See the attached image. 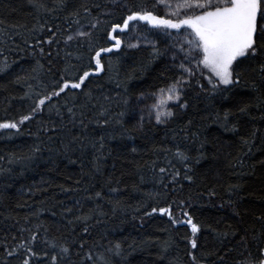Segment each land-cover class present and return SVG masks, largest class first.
<instances>
[{
    "label": "trees",
    "instance_id": "1",
    "mask_svg": "<svg viewBox=\"0 0 264 264\" xmlns=\"http://www.w3.org/2000/svg\"><path fill=\"white\" fill-rule=\"evenodd\" d=\"M38 3L57 10L35 7ZM151 4L65 0L61 10L54 0H0V66L7 64L0 71V122L29 114L61 76L94 69L88 43H63L65 30L80 26L74 20L88 25L98 18L91 30L94 43L108 46L114 43L106 39L110 23ZM48 28L60 43L36 44L34 37L48 38ZM163 52L161 44L126 48L122 43L104 54L105 70L85 82L90 95L53 97L18 132L0 130V264H20L19 246L28 243L49 252L55 244V253L69 247L58 264H194L193 256L195 264H254L264 248V87L253 91L251 81L257 78L245 76L230 91L212 93L201 90L196 79L207 82L197 76L183 90L186 107L173 106L166 124L137 121L131 115L135 102L180 75ZM244 105L248 110L241 113ZM225 112L236 131L222 126ZM177 151L188 159L181 162ZM160 167L168 171L160 173ZM176 171L180 175L173 179ZM181 201L199 226L195 236L189 225L174 226L167 215L144 214L172 204L179 216ZM84 216L87 233L77 219ZM6 248L17 255L8 256Z\"/></svg>",
    "mask_w": 264,
    "mask_h": 264
},
{
    "label": "snow or ice",
    "instance_id": "2",
    "mask_svg": "<svg viewBox=\"0 0 264 264\" xmlns=\"http://www.w3.org/2000/svg\"><path fill=\"white\" fill-rule=\"evenodd\" d=\"M54 3L61 10L65 6V0H54ZM34 6L48 10L43 3L34 4ZM161 9H163L164 15L160 14ZM56 10V8H53L48 11ZM84 11L90 15L88 8L85 7ZM70 15L79 16V12H73ZM65 19L67 22V18ZM131 21L144 22L153 29L175 30L180 35H183L180 30L184 29L187 32L185 41L188 49L185 51L183 45L180 47V51L185 53L183 61H186L188 65H191L193 60L195 61V68L186 66V63L182 61L179 64L181 72L178 78L173 80L166 88H160L158 90L159 95L153 93L155 99L154 103L149 106L148 115L151 118L154 114L157 124L167 123L168 118L174 114L171 108L166 107V102L171 101L179 108L186 107V104L181 102L183 89L189 85L191 78L197 77V73L207 83L206 85L202 84L200 79H196L195 82L201 90L212 93L230 91L231 88L240 85L245 76H254L259 80L258 85L257 79H252L250 86L253 91H256L258 87H264V0H153L150 7L144 5L138 6L136 10L129 9L122 22L110 23L109 30L106 31V39L114 41V43L108 46L94 43L91 30L97 29L100 23L98 18L90 21L88 25H81L79 19L74 20L73 22L80 25V27L71 31L69 26V30H65L63 43L66 46L73 42L77 44L88 43L93 53L90 56V61H94V69L91 67L80 69L79 74L72 78L61 76L59 81L54 82V87L48 95L34 101L29 114L21 115L18 121L6 120L0 122V130L15 129L18 132L20 125L33 119L38 111L47 106L46 101H51L53 97H60L61 94L67 96L68 93H72L74 96L79 94L90 95V93L84 91L85 82H91L89 80L90 76L105 70V65L102 63L104 54L112 53L114 49L121 47L122 39L119 33L128 30ZM53 27L60 28L59 25ZM47 31L49 35L46 40L42 41L34 37L36 44L46 43L49 46L59 44L60 40L57 39V32L53 28H48ZM24 43L27 44L28 41L25 40ZM128 46L138 47L139 45L129 43ZM44 51V47L41 46L39 52L43 54ZM68 54L71 55V53ZM173 59H175V56ZM37 63L39 62L37 61ZM6 67V63L0 66V71H3ZM51 107L55 108V105H51ZM247 110L248 105L239 108L241 113H246ZM68 112L74 115L72 108H68ZM56 114H60L58 108H56ZM229 116V112L223 114L222 126L226 130L236 131L235 124H231V127H229ZM141 121H143V116H141ZM104 123L107 124L108 121L105 120ZM255 134V131H253L252 135L255 136ZM244 142L247 143L248 141L245 140ZM175 156L181 162L188 159L180 151H177ZM167 171L166 167L159 168L160 173H166ZM179 175V171L172 173L173 179ZM185 179L191 180V176H185ZM111 191L114 192L116 189H111ZM95 196L102 198L100 192H96ZM176 206L179 209V216L173 214L172 204L165 207L153 206L150 212L146 211L144 214L150 216L159 212L161 215H167L174 226L189 225L193 236H195L199 231V226L193 223L191 215L183 210L182 201L178 202ZM180 217H186V219ZM77 219L85 223L83 232L87 233L86 221L89 217L84 216ZM35 239L36 237L33 235L31 241H35ZM189 242L193 249L197 247L195 239ZM19 247L24 249L20 264H49V261L50 264H58V261L64 260L70 252L69 247L60 246V253L65 255L55 253V244L51 245L52 252L37 251L31 243L21 244ZM84 247V243L81 242L79 248L82 250ZM119 248L120 245L116 244L115 250L117 253ZM5 251L10 257L17 255L16 249L6 248ZM189 254L191 255V253ZM87 259L92 260L93 257L88 255ZM193 261L195 264L194 256ZM254 264H264V248L260 249V255L254 261Z\"/></svg>",
    "mask_w": 264,
    "mask_h": 264
},
{
    "label": "rangeland",
    "instance_id": "3",
    "mask_svg": "<svg viewBox=\"0 0 264 264\" xmlns=\"http://www.w3.org/2000/svg\"><path fill=\"white\" fill-rule=\"evenodd\" d=\"M151 1L153 3V0ZM160 14L164 15L163 9L160 10ZM180 31L181 33H183V35L177 34L175 30L173 31V30H165V29H153L147 26L146 24H144V22L131 21L129 23V29L126 30V32L120 34L119 36L122 39V43L126 48H136V47H129L128 46L129 43L138 44L139 45L138 47H153L156 46L157 44H161L164 48L163 54L166 62L169 64L179 66V64L183 61V57L185 55L184 52L180 51L181 45H183L185 51H187L188 49V45L185 41L187 32L184 29H181ZM174 56L175 59H173ZM183 62L186 63V66L195 68L194 60L191 65H188L186 61ZM197 76H199L198 73ZM194 78L196 77L191 78L189 80V83L192 82ZM156 94L159 95V92H157ZM148 97L150 101L147 100ZM154 99H155L154 96L151 95L136 101L134 104L133 111L131 112L133 119H136L137 121H141V116H143V120L156 123L154 114L151 118H149L148 115L150 110L149 106L154 103ZM173 106H175V104L172 103L171 101L166 102L167 108H172ZM169 119L170 118H168L167 122L169 121ZM164 124H158V125H164Z\"/></svg>",
    "mask_w": 264,
    "mask_h": 264
},
{
    "label": "flooded vegetation",
    "instance_id": "4",
    "mask_svg": "<svg viewBox=\"0 0 264 264\" xmlns=\"http://www.w3.org/2000/svg\"><path fill=\"white\" fill-rule=\"evenodd\" d=\"M174 31V30H173Z\"/></svg>",
    "mask_w": 264,
    "mask_h": 264
}]
</instances>
